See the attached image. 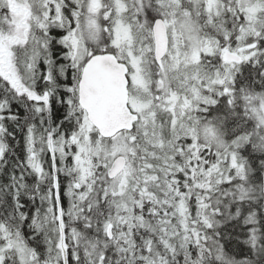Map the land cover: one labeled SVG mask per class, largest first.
Here are the masks:
<instances>
[{"label": "snow or ice", "instance_id": "6c2138e0", "mask_svg": "<svg viewBox=\"0 0 264 264\" xmlns=\"http://www.w3.org/2000/svg\"><path fill=\"white\" fill-rule=\"evenodd\" d=\"M0 264H264V0H0Z\"/></svg>", "mask_w": 264, "mask_h": 264}]
</instances>
